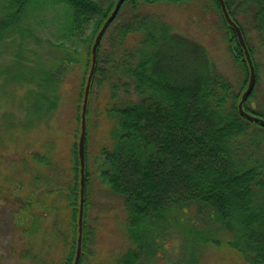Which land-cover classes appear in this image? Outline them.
<instances>
[{
    "label": "trees",
    "instance_id": "trees-1",
    "mask_svg": "<svg viewBox=\"0 0 264 264\" xmlns=\"http://www.w3.org/2000/svg\"><path fill=\"white\" fill-rule=\"evenodd\" d=\"M116 1L0 0V108L7 105L0 114V145L8 152L15 147L14 157L0 156L7 160L0 171V202L18 204L14 225L21 226L26 237L25 249L17 256L22 264H53L42 255V242L28 241L44 232L47 217L53 218L49 246L60 244L57 250L63 254L55 264L73 263L79 208L77 143L63 154L67 163L61 172L59 162L64 160L54 159L55 135L49 132L51 141L46 140L38 126L49 124L62 90L69 86V75L76 71L74 110L80 129L91 46ZM166 1L192 0H125L96 49L85 139L92 123L91 95L107 87L113 103L96 116L105 114L110 123L112 151H101L105 165L98 164V169L110 191L123 199L131 245L114 264H153L172 246L176 259L170 264H200L211 248L225 254L221 264H264V128L237 108L249 66L217 0H194L202 3L195 8L218 15L226 53L236 69L235 85L201 42L173 33L162 16L147 11ZM224 3L241 31L255 73L242 109L264 120V106L255 107V88L264 77V0ZM239 13L251 14V37L243 26L245 17L237 19ZM31 43L53 47L55 56L41 59ZM31 135L34 143L29 142ZM19 143L23 147L17 148ZM86 143L78 264H86L93 254ZM45 171L50 172L48 182ZM20 191L22 196L12 199L11 194ZM61 209L67 214L64 231L57 227Z\"/></svg>",
    "mask_w": 264,
    "mask_h": 264
},
{
    "label": "rangeland",
    "instance_id": "rangeland-1",
    "mask_svg": "<svg viewBox=\"0 0 264 264\" xmlns=\"http://www.w3.org/2000/svg\"><path fill=\"white\" fill-rule=\"evenodd\" d=\"M200 4L202 3L194 0L188 3H173L166 1L159 2L156 5L151 6L147 9V11L162 16L171 26V31L173 33L188 37L195 42H201V44L208 49L209 53L218 64L220 71L225 75H228L229 79L235 85L237 81L236 69L230 65V59L226 53L224 41L225 36L221 27L220 19L214 12L210 11L203 14L201 9H196L195 7L200 6ZM249 15L251 14L239 13L237 14V19L241 21L245 17L243 26L248 29V36L251 37L253 35L252 24L250 21H248L247 24V16L248 20H251ZM47 29L48 26L45 27V30ZM40 30L41 29H39L38 32ZM38 35H40V39H45V33L42 31H40ZM30 45H32L31 47L39 53L40 58L45 61H51L55 56L54 48L47 44L45 45L44 43H41V45H36L35 43H31ZM74 73L76 74V71ZM75 74L69 75V86L64 87L62 90V99L60 101L59 108L55 115L47 122L49 124H39L38 126V128L40 127L42 129L41 133L46 136V140L48 139L51 141L50 133L55 135L56 141L54 143V159L55 161L61 158L64 160L59 162V165L62 166L61 172L64 169V164L67 163V158L64 157L66 155L65 151L68 150L69 147L71 148L73 143H78L80 135V129L77 121L75 120L76 113L74 110L76 101L75 86L77 82ZM255 92V96L258 101L255 104V107L259 110V103L264 106V77L259 81V83H257ZM111 94L112 91L110 92L107 87H103L95 89L90 98L92 123L90 124L88 135L85 140L87 142L86 160L89 168L90 181L88 190V224L93 228L94 233L93 239L90 243L93 254L90 258L86 259V264H114V260L131 247L126 235L125 223L127 214L124 210L123 199L110 191L107 182L101 180V171L98 169V164H104L103 155H100L101 151L103 149L112 151V143L108 138L110 123L108 122L107 117L105 114H100L99 117L96 115L102 113L101 111L104 110L105 105L113 103L110 101ZM4 107L2 106L0 108V114L3 112ZM10 110L12 111L14 109L11 107ZM17 115L18 117L20 116L18 113ZM28 139L30 143H34L35 135H31ZM20 147H23V145L19 143L17 148ZM13 150L8 152L10 150L4 149L2 145H0V156L4 157L10 153L11 157H14L12 155L15 153ZM6 161L7 160H5V158L1 160L0 171L5 169L7 166ZM7 169L9 174H12V165L8 166ZM41 169L42 168L39 170L41 171ZM103 169L105 170V168ZM39 170H37V172ZM39 173L36 175H39ZM44 173L47 175L43 178L46 182H48L50 179V172L45 171ZM31 175L33 174L29 173L28 178H30ZM1 180L2 174L0 172V182ZM22 189L23 193L24 191H27L25 188ZM11 195L12 199H17L22 196V192L20 191L19 193H13ZM16 208L17 205L10 201H7L5 205H0V264H22L17 256L21 253V251H23V249H25L24 244L26 237L14 226V213L17 212ZM33 212L35 213L36 210ZM66 221L67 214L64 209H61V213L59 214L57 220V227L64 231ZM52 224L53 218L52 220L51 217L45 218L41 228V231L43 232L44 230V232L41 234L38 233L37 236L32 237V239H28V241H37L39 245L43 243L44 247L41 249L42 255L48 256V250L49 256L53 259L51 262L55 264L54 259L59 262V256L63 254L60 249L57 250V248L60 247V244L57 248L56 245L55 247L52 245V248L51 246L47 248V245L50 244V238L52 240V229L50 227ZM173 237L171 238L170 245L173 244ZM35 246L38 247L37 243H35ZM162 255V257L157 256L153 264H170L174 259H176V249L172 246L169 253L165 250ZM223 259H225L224 253L211 248L207 249L202 254L200 264H221Z\"/></svg>",
    "mask_w": 264,
    "mask_h": 264
},
{
    "label": "water",
    "instance_id": "water-1",
    "mask_svg": "<svg viewBox=\"0 0 264 264\" xmlns=\"http://www.w3.org/2000/svg\"><path fill=\"white\" fill-rule=\"evenodd\" d=\"M125 0H117L114 8L109 15V17L105 20L101 28L99 29L98 33L96 34L93 44L91 46V66L90 70L86 79L85 87H84V94H83V100H82V105H81V114H80V135H79V140L77 143V153H78V161H79V208H78V236H77V241H76V251H75V256H74V261L73 264H78L79 262V257H80V247H81V237H82V214H83V203H84V188H85V175H84V169H85V155H84V141H85V114H86V108H87V100H88V94H89V88H90V83L91 79L93 76L94 68H95V60H96V49L99 44V41L103 34L105 33L108 25L115 19L118 10L120 8V5L124 2ZM218 4L220 6L222 15L227 22V24L233 29L238 42L243 50L245 60L247 61V64L249 66V79L247 83V87L245 91L242 93L240 101L237 104L238 112L240 113L241 116L251 119L257 123H259L263 128H264V120L260 119L258 117H254L248 113H246L242 109V104L244 100L247 98V96L250 94L254 87L255 83V73H254V68L252 65V61L250 59L248 50L246 48L243 36L241 34V31L239 27L234 23V21L230 18L229 13L226 9L224 0H217Z\"/></svg>",
    "mask_w": 264,
    "mask_h": 264
},
{
    "label": "flooded vegetation",
    "instance_id": "flooded-vegetation-1",
    "mask_svg": "<svg viewBox=\"0 0 264 264\" xmlns=\"http://www.w3.org/2000/svg\"><path fill=\"white\" fill-rule=\"evenodd\" d=\"M7 202H0V205H5ZM16 205H18L17 203H15ZM16 210H17V208H16ZM15 226V225H14ZM16 227V226H15ZM18 230H20V232L22 231V228H21V226L20 227H16ZM52 246V245H51ZM49 247V245H47V248ZM47 255L48 256H46L50 261L52 260V257L51 256H49V252H48V250H47Z\"/></svg>",
    "mask_w": 264,
    "mask_h": 264
}]
</instances>
